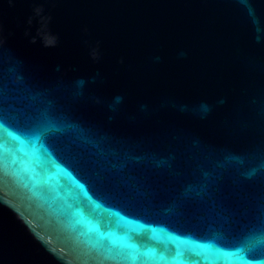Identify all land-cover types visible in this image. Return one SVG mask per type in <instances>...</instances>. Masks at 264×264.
Segmentation results:
<instances>
[{
  "label": "water",
  "instance_id": "95a60500",
  "mask_svg": "<svg viewBox=\"0 0 264 264\" xmlns=\"http://www.w3.org/2000/svg\"><path fill=\"white\" fill-rule=\"evenodd\" d=\"M0 264H264V0H0Z\"/></svg>",
  "mask_w": 264,
  "mask_h": 264
}]
</instances>
